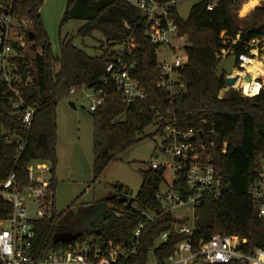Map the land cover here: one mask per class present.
Segmentation results:
<instances>
[{"label":"trees","instance_id":"obj_1","mask_svg":"<svg viewBox=\"0 0 264 264\" xmlns=\"http://www.w3.org/2000/svg\"><path fill=\"white\" fill-rule=\"evenodd\" d=\"M44 1L0 0V14L9 9L16 22L29 23L27 33L35 36L32 42L27 35V42L34 45L29 50L15 47L9 85L3 82L0 72V182L14 171L17 185L26 187L27 166L34 162L48 163L52 175L48 194L53 212L50 218L33 224L34 256L38 258L49 250L64 251L84 243L96 246L112 243L131 248L132 234L139 223L144 227L134 255L125 264H147L150 251L157 262H164L186 239L173 233L166 242L155 246L158 237L167 232L173 222L192 223L194 231L189 238L193 245L213 235H233L246 240L247 250L263 247L264 219L258 217L248 189L256 177L258 160L264 157V89L252 97L231 90L223 100H218L225 83L224 76L216 77L215 72L222 51L236 57L248 55L250 42L264 38V0L254 9L251 24L244 28L238 26L234 10L245 0H217L216 3L201 0L190 8L185 20L174 13L178 36L186 38L183 50L187 61L179 70L183 89L172 98H167L166 92L158 87L157 46L144 36L145 21L129 2L68 0L60 26L67 21H82L84 25L76 35L83 39L96 32L108 47H101L99 56L89 57L65 37L59 43L56 57L51 52L39 14ZM156 1L167 3L171 0ZM252 1L249 0L246 7ZM212 4L209 11L207 7ZM131 35L135 46L123 60L126 65H133L131 76L143 87L147 97L125 105L114 85L111 82L102 84L100 79L106 75V64L116 57L117 50L113 48L123 47ZM35 49L39 50L36 54ZM26 50L33 56L29 58ZM52 63L59 66L54 75ZM82 87L103 93V103L90 112L93 122L92 183L125 150L151 137L144 135L148 128H154L155 135L164 136L166 124L158 118L167 119L171 115L176 121V131H191L193 140L206 148V156L212 159L221 179L220 196L207 198L195 208L196 218L192 222L187 217L176 220L171 214H161L155 194L164 181L163 172L149 166L147 171L140 172L141 186L135 196V209L121 203V192L115 190L114 196L81 205L74 213H57L54 206L57 92L61 89L67 94L71 89ZM18 100L23 102V107L15 110L12 105ZM26 106L35 109L29 128L20 121V113ZM22 141L23 150L17 153ZM169 141H163V146ZM224 144L225 152L222 153ZM5 208L10 213V207L5 205ZM138 209L144 213L153 212L157 217L147 222Z\"/></svg>","mask_w":264,"mask_h":264},{"label":"built area","instance_id":"obj_2","mask_svg":"<svg viewBox=\"0 0 264 264\" xmlns=\"http://www.w3.org/2000/svg\"><path fill=\"white\" fill-rule=\"evenodd\" d=\"M126 1L138 9L144 19V36L148 41L157 46V49L160 47L167 49V58L160 62L156 61L158 87L166 92L167 98H172L183 89L179 70L187 61L183 44L175 46L180 40L174 15L175 1L167 3H159L156 0ZM212 8L213 4L207 7L209 11ZM4 11L6 14H0V72L3 82L9 85L10 72L13 69L12 60L16 57L15 47L26 48L29 23L19 24L10 15L9 9ZM134 46L131 35L117 51L116 57L106 64V75L100 79L102 84L111 82L114 85L125 105H132L147 97L143 87L131 76L133 65L128 66L123 60L124 55L130 54ZM251 58L250 54L236 57V69H245L244 64ZM79 90L84 88L71 89L67 96ZM93 96L90 112L103 103L102 91L93 92ZM12 107L15 110L21 108L23 102L18 100ZM34 113L35 109L28 106L20 113V121L26 128H29ZM166 115L169 116V112H166ZM158 120L166 124L163 131L164 141H170L167 146H163L161 152L164 161L158 163L156 160L160 156L157 155L150 163V168L163 173L170 171L173 179L168 192H162L159 187L155 200L160 204L161 214L168 213L174 219L182 220L186 216L177 217V210L187 206L195 209L205 199L220 196L221 179L216 174L212 159L206 156V148L193 140L191 131L186 133L176 131L174 126L176 121L171 115L167 119L159 117ZM23 147L24 141L19 144L16 152H22ZM221 152H225V144ZM256 172V177L248 189V196L258 217L264 219V157L259 158ZM45 173H50L49 164L34 162L27 166L26 187L20 188L17 185L14 171L0 182V264H125L135 253L143 223H139L132 234L131 248L112 243L104 246L84 243L64 251L49 250L38 258L34 256L33 224L50 218L53 212L48 194L50 180L44 178ZM164 184L163 181L162 185ZM5 205L10 207V213L5 210ZM138 212L146 217L147 222H152L157 217L153 212L144 213L139 209ZM193 231L192 223L180 225L173 222L171 228L161 234L156 241L164 243L173 233L183 235L186 239L180 242L162 263L157 262L150 251L147 264H264V246L247 250L246 240L233 235H213L207 241H199L193 245L189 238Z\"/></svg>","mask_w":264,"mask_h":264},{"label":"rangeland","instance_id":"obj_3","mask_svg":"<svg viewBox=\"0 0 264 264\" xmlns=\"http://www.w3.org/2000/svg\"><path fill=\"white\" fill-rule=\"evenodd\" d=\"M67 1L45 0L40 8V18L52 54L56 57L58 56L59 43L67 37L75 48L84 51L87 56H99L101 54L100 48L103 47V49H106L108 47L105 39L100 34L94 32L90 37L83 39L78 37L76 35L77 31L84 25L82 21H67L60 26ZM174 1L175 10L181 20H185L188 17L190 8L198 2V0ZM211 1L212 3H216L217 0ZM247 3H240L234 10L237 21L242 20L241 22L238 21L240 28L251 24L250 11L254 8L253 5H257V1L254 0L250 3L251 6L248 5L246 7ZM245 17L248 19H244ZM179 38L180 40L176 42L175 46L179 47L181 44L186 46V38L183 36ZM32 46V43L27 42L26 49L29 50ZM249 48L248 53L254 55L253 60L262 61L263 59L264 63V38L250 42ZM113 49L119 51L121 47H115ZM38 51L35 49L34 54ZM26 54L29 58L33 56L28 51ZM155 55L157 62H160L167 58V49L160 47L155 51ZM230 55L233 54L230 53L228 55L227 51L222 52L220 62ZM58 69V64L52 63L51 72L53 75L58 72ZM237 70L235 68L234 72L236 73ZM257 82L260 84L261 89H264V78L257 79ZM232 91L244 97H252L241 94L238 87H234ZM93 101L94 96L91 90H79L71 96H67L61 89L57 92L55 148L57 159L55 179L57 181V187L54 194V206L57 213L71 214L76 212L81 205L93 203L102 197L114 196L115 190L118 191L119 185L123 186L122 191H120L121 194H125L131 190L132 197H135L141 186L140 172H145L149 169L150 163L154 160L155 155L160 156L156 160L158 163L164 161L161 154L164 136L155 135L153 133L154 128L150 127L145 130L144 135H151V137L125 150L116 160H113L107 166L97 181L92 183L93 122L89 107ZM69 103H72L74 108H71ZM44 178L47 181L51 180V173H45ZM163 178L165 184L160 186V190L162 192H168L173 176L170 171H166L163 173ZM131 207L135 209V203ZM196 213L197 211L195 209L187 206L177 210L176 216H186L192 222L196 218ZM158 245H160V242L156 241L155 246L157 247Z\"/></svg>","mask_w":264,"mask_h":264},{"label":"water","instance_id":"obj_4","mask_svg":"<svg viewBox=\"0 0 264 264\" xmlns=\"http://www.w3.org/2000/svg\"><path fill=\"white\" fill-rule=\"evenodd\" d=\"M4 14H6L5 11H4ZM28 39L29 41H32V42L35 40V36L32 32L28 34ZM235 68H236V56L235 55H230L225 60L219 62L216 68L215 75L216 77L224 76L225 86L222 90L219 91L218 96H217L218 100H223L227 96V94L231 90H233L236 82L240 80V76H238V74H234ZM250 80H251V77L249 74H245L243 76V82L249 83ZM69 106L71 108H74V105L72 103H69ZM156 158L157 156L155 155L154 159ZM122 189H123V186L119 185L118 191L120 192L122 191ZM119 201L121 203H126L127 206H131L135 202V197H132V191L130 190L127 192V194H121L119 197Z\"/></svg>","mask_w":264,"mask_h":264},{"label":"bare ground","instance_id":"obj_5","mask_svg":"<svg viewBox=\"0 0 264 264\" xmlns=\"http://www.w3.org/2000/svg\"><path fill=\"white\" fill-rule=\"evenodd\" d=\"M244 68L247 73L251 75V80L249 83H245L242 80H238L235 84V87H238L241 91V94L245 96H255L260 91V84L255 81L259 76L264 77V64L260 60H248L244 64ZM234 74H236L234 72ZM238 76H242L241 73Z\"/></svg>","mask_w":264,"mask_h":264},{"label":"crops","instance_id":"obj_6","mask_svg":"<svg viewBox=\"0 0 264 264\" xmlns=\"http://www.w3.org/2000/svg\"><path fill=\"white\" fill-rule=\"evenodd\" d=\"M198 1H201V0H198ZM249 0H245V1H243V3H247ZM255 1H257V5L256 6H254V8H252V10L250 11V13H251V16H250V23L252 22V13H253V11H254V9L255 8H258V7H260L261 6V4H262V1L263 0H255ZM242 4V3H241ZM176 14H177V12H176ZM249 16V15H248ZM247 16V17H248ZM238 17H240V16H238ZM247 17H245L244 19H246ZM249 18V17H248ZM247 18V19H248ZM240 19H242V18H240ZM243 19V20H244ZM239 22H241L242 20H238ZM245 21V20H244ZM251 59L253 60V58H254V55H252L251 54ZM261 61V60H260ZM262 63H263V59H262V61H261ZM237 70V69H236ZM239 73H241L242 74V76H244L245 74H249V73H247L246 72V70L245 69H243V70H237L236 71V74H239ZM250 75V74H249ZM242 76L240 77V80H241V78H242ZM250 77H251V75H250ZM261 77H263V76H259V77H257L256 79H255V81L257 82V79H259V78H261ZM264 78V77H263ZM243 81V80H242ZM157 156V155H156Z\"/></svg>","mask_w":264,"mask_h":264}]
</instances>
